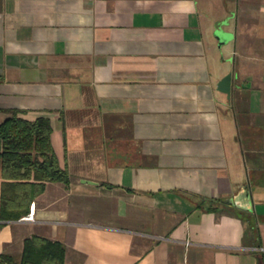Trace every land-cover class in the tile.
<instances>
[{
    "label": "crops",
    "instance_id": "1",
    "mask_svg": "<svg viewBox=\"0 0 264 264\" xmlns=\"http://www.w3.org/2000/svg\"><path fill=\"white\" fill-rule=\"evenodd\" d=\"M0 77V124L50 118L70 175L0 257L264 264V0H0Z\"/></svg>",
    "mask_w": 264,
    "mask_h": 264
},
{
    "label": "trees",
    "instance_id": "2",
    "mask_svg": "<svg viewBox=\"0 0 264 264\" xmlns=\"http://www.w3.org/2000/svg\"><path fill=\"white\" fill-rule=\"evenodd\" d=\"M52 134L50 118L32 121L22 111H11L0 124V220L17 221L29 215L48 183L70 184L69 172L61 167L53 148ZM66 254L62 243L32 236L19 259L1 256L0 264H65Z\"/></svg>",
    "mask_w": 264,
    "mask_h": 264
},
{
    "label": "water",
    "instance_id": "3",
    "mask_svg": "<svg viewBox=\"0 0 264 264\" xmlns=\"http://www.w3.org/2000/svg\"><path fill=\"white\" fill-rule=\"evenodd\" d=\"M232 82H233V74H229L227 77H225L221 83H220V90L223 93H226L228 95L232 94Z\"/></svg>",
    "mask_w": 264,
    "mask_h": 264
},
{
    "label": "built area",
    "instance_id": "4",
    "mask_svg": "<svg viewBox=\"0 0 264 264\" xmlns=\"http://www.w3.org/2000/svg\"><path fill=\"white\" fill-rule=\"evenodd\" d=\"M24 219L28 221H34L35 220V209H33L32 212ZM5 264H10V263H5Z\"/></svg>",
    "mask_w": 264,
    "mask_h": 264
}]
</instances>
